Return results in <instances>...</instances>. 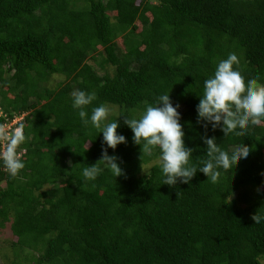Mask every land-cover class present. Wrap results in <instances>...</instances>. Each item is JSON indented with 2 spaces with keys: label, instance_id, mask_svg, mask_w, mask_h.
<instances>
[{
  "label": "trees",
  "instance_id": "trees-1",
  "mask_svg": "<svg viewBox=\"0 0 264 264\" xmlns=\"http://www.w3.org/2000/svg\"><path fill=\"white\" fill-rule=\"evenodd\" d=\"M233 53L264 84V0H0V129L23 116L24 140L10 134L9 146L25 164L11 175L0 158V229L15 238L0 264H264V221L251 219L264 215V121L225 137L196 122L204 81ZM78 90L96 95L89 114L116 107L109 121L170 92L197 168L205 135L252 151L215 182L198 172L160 186L158 150L140 161L120 117L127 143L109 155L123 174L87 181L102 134L72 107ZM244 188L254 193L241 208Z\"/></svg>",
  "mask_w": 264,
  "mask_h": 264
},
{
  "label": "clouds",
  "instance_id": "clouds-1",
  "mask_svg": "<svg viewBox=\"0 0 264 264\" xmlns=\"http://www.w3.org/2000/svg\"><path fill=\"white\" fill-rule=\"evenodd\" d=\"M238 63L237 55L229 54L204 81L203 94L198 97L199 103L196 106V122L206 132L210 128L213 132L218 129L224 137L232 133L244 135L250 125H258L264 121V84L257 83L254 78L246 79L234 67ZM169 93L160 95L155 104L145 105L138 118L117 116L111 121L109 116L112 108L106 104L92 108L89 114L88 107L96 100L94 93L82 90L72 93V107L78 110L81 123L84 126L91 125L102 134L100 160L95 164H85L82 170L87 181H95L101 173L114 175L115 180L123 174L119 157L109 155V150L114 153L118 145L127 143L126 137L118 133L121 127L118 122L120 117H123V124L132 133L133 144L139 146L140 161L158 150L160 186L175 187L178 183L190 185L198 172L215 182L221 175V170H233L240 160L248 158L252 151L249 146L242 143L233 146L230 151H225L217 145L215 136L205 135L201 140L206 146L208 159L202 161L199 168L190 165L193 150L185 145L180 106L173 104ZM18 118L21 120L11 126L9 131L10 134L18 135L11 141L13 145L24 140L21 128L16 127L23 116ZM4 127L6 125L2 128ZM15 131L19 133L15 134ZM2 162L11 175H16L25 167L24 162L17 158L15 149L11 147L3 154ZM251 219L255 224H260L264 221V215L255 213Z\"/></svg>",
  "mask_w": 264,
  "mask_h": 264
},
{
  "label": "rangeland",
  "instance_id": "rangeland-1",
  "mask_svg": "<svg viewBox=\"0 0 264 264\" xmlns=\"http://www.w3.org/2000/svg\"><path fill=\"white\" fill-rule=\"evenodd\" d=\"M117 46L120 50H123V44H122V39L118 38L116 40ZM95 69V68H94ZM100 68H98V73L99 74H103V71H99ZM112 108V113L109 116L110 117H115V115L117 114V108L116 107H111ZM180 111V110H179ZM11 127V126H9ZM2 131H8V126L2 128ZM158 163V162H156ZM154 163H150L149 165H146V168H144L142 174H147L148 173V169L153 165ZM253 190H251L250 188H244L242 190H240L239 192H236L233 195V198L237 200L239 207L241 208H245L246 205V201H248L249 198H251L252 194H253ZM15 241V238L12 236L11 231H10V227L9 224H6L5 227L3 229H0V257L2 259H4L5 257L10 258V246H8V244H6V242ZM12 258V257H11ZM10 258V259H11Z\"/></svg>",
  "mask_w": 264,
  "mask_h": 264
},
{
  "label": "built area",
  "instance_id": "built-area-1",
  "mask_svg": "<svg viewBox=\"0 0 264 264\" xmlns=\"http://www.w3.org/2000/svg\"><path fill=\"white\" fill-rule=\"evenodd\" d=\"M0 116H2V114L0 113ZM21 118H17L15 121H13L11 124H8L6 126H8V131H2V129H0V140H1V152H0V158L3 157V154L5 153L6 149H9V141H10V128L9 126H13L16 124V122L20 121ZM15 134L19 133V131H15Z\"/></svg>",
  "mask_w": 264,
  "mask_h": 264
}]
</instances>
